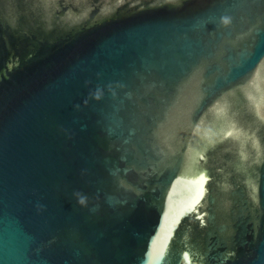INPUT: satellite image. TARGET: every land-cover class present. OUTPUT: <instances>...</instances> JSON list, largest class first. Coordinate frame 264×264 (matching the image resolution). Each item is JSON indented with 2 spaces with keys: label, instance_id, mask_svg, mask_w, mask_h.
I'll list each match as a JSON object with an SVG mask.
<instances>
[{
  "label": "water",
  "instance_id": "95a60500",
  "mask_svg": "<svg viewBox=\"0 0 264 264\" xmlns=\"http://www.w3.org/2000/svg\"><path fill=\"white\" fill-rule=\"evenodd\" d=\"M0 264H264V0H0Z\"/></svg>",
  "mask_w": 264,
  "mask_h": 264
}]
</instances>
